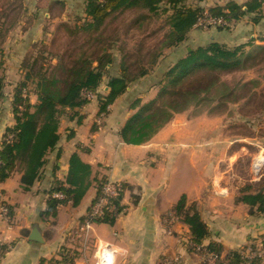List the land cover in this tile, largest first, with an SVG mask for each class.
I'll return each mask as SVG.
<instances>
[{
    "label": "crops",
    "instance_id": "crops-1",
    "mask_svg": "<svg viewBox=\"0 0 264 264\" xmlns=\"http://www.w3.org/2000/svg\"><path fill=\"white\" fill-rule=\"evenodd\" d=\"M22 1L25 6L20 17L0 36L4 62L0 143L5 129L14 124L10 91L23 78V58L35 44L47 40L50 32L45 30L46 25L71 24L77 16H84V0ZM227 1L191 3L208 8ZM232 1L242 4L246 0ZM252 16L247 14L232 22L227 30L215 26L200 29L204 31L200 38L203 41L196 40L195 47L212 41L227 46L251 41L264 46V17L253 23ZM197 29H191L186 41L195 37ZM102 88L105 91L106 85ZM97 114L98 102L91 100L82 107L79 118L61 119L59 141L46 155L40 178L28 190L21 188L18 170L0 181V207L7 208L6 215L0 210V264L60 260L63 249L74 254V264H95L97 245H108L113 250V264H214L203 261L185 244L189 229L178 217L169 230L165 218L173 213L171 209L181 195L186 196L187 203H196L208 226L209 235L202 244L219 243L222 257L229 250L257 246L264 240V212L239 199L258 190L254 181L250 179L251 184L242 188L244 179L232 176L230 164L219 168L213 160L215 148L196 140L208 137L206 131L163 127L144 143L126 144L118 130L128 114L116 126L111 123L112 113L103 118ZM258 138L264 144V136ZM73 153L91 165L93 178L127 184L121 200L124 209L112 224L91 222L85 227L83 219L96 194L94 182L77 206L68 202L58 206L54 217L45 216L49 190L55 179H64ZM34 228L41 240L32 239Z\"/></svg>",
    "mask_w": 264,
    "mask_h": 264
},
{
    "label": "trees",
    "instance_id": "trees-1",
    "mask_svg": "<svg viewBox=\"0 0 264 264\" xmlns=\"http://www.w3.org/2000/svg\"><path fill=\"white\" fill-rule=\"evenodd\" d=\"M191 1L193 0H84V16H77L74 24H62L69 36L73 37L72 41L77 42L75 47L78 52L67 55L70 60H65L66 53L55 54L59 60L50 70L44 64L36 68L37 55L45 60L46 50L35 44L34 49L22 60L23 78L15 86L11 102L14 124L5 129L0 143V181L18 170L21 173V188L28 190L40 178L46 155L59 141L61 119L79 118L82 107L92 100L84 96L85 92L94 94L98 102L97 115L102 117L109 113L108 107L126 91L130 82L147 73L140 66L138 72L131 75L126 55H123L120 59V74L109 75V68L113 65V37H104V32L110 18L127 11L145 10L152 14L159 10L164 13L169 11L168 29L159 44V50H162L178 47L186 41L188 33L195 28L199 19L205 17V13L225 22L215 26L218 30L230 29L232 22L247 14H253V23L264 17V0H246L242 4L230 0L208 8ZM145 17V14L140 15L138 19ZM80 37H83L82 41L78 40ZM261 58H264V46L255 45L251 41L235 46L212 41L191 47L190 51L186 50L185 55L163 73L155 98L143 104L139 101L131 104L130 109L134 112L120 126L119 137L126 144H141L170 122L175 114L191 106L214 100L224 104L234 95V88L221 81L219 74L243 69L247 62ZM153 59L154 56L151 61ZM3 63L0 57V99L3 97ZM105 77L106 90L100 93L98 89ZM29 93L36 96L35 102H30ZM93 182L96 194L83 222L112 224L124 209L121 200L127 184L119 182L117 196L108 199V205L112 209L107 206L101 215L91 216V207L102 196L107 180L104 177L93 178L91 165L82 161L77 153L70 156L64 179L54 180L49 190L45 216L54 217L58 206L68 202L77 206ZM55 193H62L64 197L57 198ZM239 199L264 212L263 189L243 194ZM171 211L188 226L189 239L203 245L202 241L209 235V230L197 210L196 203H187L186 196L181 195ZM261 243L264 246V240ZM204 246L207 251L217 255L214 264L264 263L262 259L245 257V250L256 249L254 245L229 250L223 257L219 243L210 242ZM61 254L60 260L41 259L40 264H74V254L66 249Z\"/></svg>",
    "mask_w": 264,
    "mask_h": 264
},
{
    "label": "rangeland",
    "instance_id": "rangeland-1",
    "mask_svg": "<svg viewBox=\"0 0 264 264\" xmlns=\"http://www.w3.org/2000/svg\"><path fill=\"white\" fill-rule=\"evenodd\" d=\"M23 6L25 5L22 0H0L2 30L0 36L3 31L6 32L13 27L12 23L20 17ZM144 14L146 17L139 20V16ZM169 14V11L164 13L161 10L156 14L145 10L127 11L110 18L106 23L104 37H113L111 48L113 65L109 68V75L120 74V59L123 55H126L131 75L138 72L140 66L147 70L144 76L130 82L126 91L108 107V112L113 114L111 121L113 126L123 119L125 113L129 117L134 112L130 109L131 104L136 101L143 104L155 98L161 86L162 75L167 68L178 57L185 55L188 48L195 47L196 40L199 43L203 41L200 38L204 31L199 28L195 31V37L187 40L178 50L175 48L159 50V44L168 29ZM75 21L73 19L71 24ZM45 30L50 34H47L48 38L44 43H39L40 48L46 50L45 60L37 55L36 68L44 64L50 70L59 60L55 54L66 53L64 58L68 61L70 59L67 55L69 53L75 55L78 50L75 47L77 42L72 41L73 37L69 36L62 24L46 25ZM82 38L78 40L82 41ZM153 56L154 59L151 61ZM254 62H247L243 69L219 74L221 81L234 88V95L224 104L214 100L191 106L175 114L164 128L206 131L208 137H197L196 140L215 148L213 160L218 163L219 168L222 164H230L232 176L244 179L245 185L242 188L247 186L251 179L254 181L255 189L264 190L263 175L258 177L253 171L254 160L264 158V144L260 143L258 138L264 136V122L257 120H264V58ZM106 81L107 77L98 89L100 93L104 92L102 87L106 85ZM14 89L10 91L12 98ZM28 95L30 102H35L36 96L33 93ZM225 148L227 151L221 153ZM168 218L169 215L165 218L166 222Z\"/></svg>",
    "mask_w": 264,
    "mask_h": 264
},
{
    "label": "built area",
    "instance_id": "built-area-1",
    "mask_svg": "<svg viewBox=\"0 0 264 264\" xmlns=\"http://www.w3.org/2000/svg\"><path fill=\"white\" fill-rule=\"evenodd\" d=\"M204 18L199 19V21L196 23L195 28H201L203 30L211 27V26H217L225 23L221 18H214L209 17L206 13L204 14ZM84 96L93 99L95 98L94 94L92 92H85ZM253 171L256 176H260L261 174L264 176V158L260 159L253 164ZM263 171V173H262ZM118 194V182H112L108 181L104 184L102 189V196H100L92 205L91 207V216H99L102 214L103 209L107 206L109 209H112L111 205H108V199L116 197ZM57 198H63L64 195L62 193H55L54 195ZM1 213L6 215L7 214V208L5 206L0 207ZM177 220V216L174 213L169 214V218L167 220L169 230L173 223ZM90 221L85 222V227H88ZM185 244L192 248V250L199 255H201V258L203 261H211L214 262L217 259V255L213 252L207 251L205 249L204 245H199L194 243L189 237L185 239ZM245 257L248 259H262L264 260V246L262 243L258 244L256 246V249H248L245 252ZM94 259L95 264H113V250L108 245H97L94 251ZM59 264H65L63 262H60ZM168 264V263H166ZM244 264H249V262H246Z\"/></svg>",
    "mask_w": 264,
    "mask_h": 264
},
{
    "label": "water",
    "instance_id": "water-1",
    "mask_svg": "<svg viewBox=\"0 0 264 264\" xmlns=\"http://www.w3.org/2000/svg\"><path fill=\"white\" fill-rule=\"evenodd\" d=\"M188 51H190V48L187 49ZM32 239L34 240H41V236L39 235V232L37 230V228H34L32 230V235H31Z\"/></svg>",
    "mask_w": 264,
    "mask_h": 264
}]
</instances>
